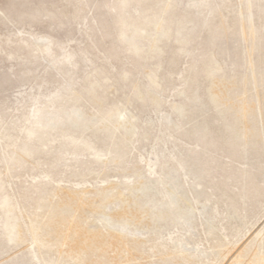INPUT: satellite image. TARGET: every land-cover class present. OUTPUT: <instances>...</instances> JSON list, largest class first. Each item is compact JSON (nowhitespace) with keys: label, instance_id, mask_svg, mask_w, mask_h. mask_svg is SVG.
Wrapping results in <instances>:
<instances>
[{"label":"rangeland","instance_id":"rangeland-1","mask_svg":"<svg viewBox=\"0 0 264 264\" xmlns=\"http://www.w3.org/2000/svg\"><path fill=\"white\" fill-rule=\"evenodd\" d=\"M0 264H264V0H0Z\"/></svg>","mask_w":264,"mask_h":264}]
</instances>
